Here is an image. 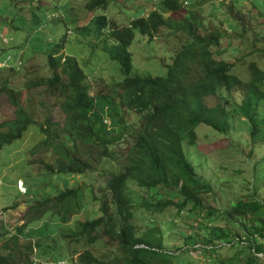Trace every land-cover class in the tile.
<instances>
[{
	"label": "trees",
	"instance_id": "1",
	"mask_svg": "<svg viewBox=\"0 0 264 264\" xmlns=\"http://www.w3.org/2000/svg\"><path fill=\"white\" fill-rule=\"evenodd\" d=\"M18 1L13 0L15 3ZM186 1L191 8L183 7L184 0H159L157 9H152L147 17H136L124 27L109 21L105 15L94 18L96 30L102 33L109 28L110 38L115 42L112 45L105 44L102 50L111 60L119 63V71L124 76L117 83L112 80V76L118 74V69L107 71L111 81L121 87L118 95L93 96L87 76L77 60L65 57L63 62V43H48L47 61L50 68L57 71L49 78L31 82L22 89L28 88L31 91L32 85L41 86L46 83L50 98L59 104L63 123L45 117V121L38 124L35 112L39 111L36 106L24 104L16 92L18 90L8 88V76L2 82L0 93L9 96L15 108V117L2 126L0 154L5 146L20 140L37 124V130L44 139L35 146L32 153L44 151L53 157L50 162H40L47 171L45 175L32 171L36 162L25 166L41 177L37 185L30 184L27 187L28 196L40 195V187L46 189L43 192L45 197L37 201L39 206L31 210L36 211L34 215L41 212L39 217L43 215L49 218L44 224V235L50 230L61 238L58 239L59 247L54 246L51 248L53 251H48L49 256L54 258L53 252L62 257L66 255L63 252L66 239L76 238L75 241L83 243L85 248L81 254L76 251L71 253L72 256L79 254L76 264H179V254L166 251L163 235L157 227L158 220L152 216L167 209L171 212L175 209L174 215L177 218H183L185 212L194 211L205 220L215 215L213 208L204 204V198L214 190L213 185L198 175L183 144L198 146L204 131L207 135L212 134L215 139L228 137L232 130L231 119L237 115L246 118L244 123L250 128L251 140L262 135L264 141V112L261 109L264 107V71L255 62L245 67L244 74L236 71L237 63L243 65L242 57L246 59L255 52L253 46L249 55L240 52L242 56L238 57L235 52L233 56L236 62L232 63L220 57L224 50L214 49L221 44L222 31L219 27L206 25L207 18H218L226 26L225 32L231 41L238 33H242L240 37L244 40V33L248 30L243 23V11H233L239 7L240 1L231 0L225 5V0H212L213 7L209 13L202 10L204 3L209 0ZM252 1L257 11L264 15L260 11H264V0ZM108 4L107 0H89L86 1V8L95 11L105 9ZM221 6L226 7V12L218 17L216 7ZM183 8L186 10L181 20L165 15L178 13ZM166 29L173 34L184 33L187 37V42L168 66L166 76H134L130 47L135 32L139 31L152 41L154 35ZM202 31L206 32L205 35L200 34L204 33ZM10 46L0 43V63L15 51V48L9 49ZM13 72L17 73L15 68ZM239 93L242 94V101H236L238 104L235 107L233 96ZM209 100H213L212 105L208 103ZM201 126L207 128L199 131ZM79 144L91 147L93 152L80 155ZM212 151L219 150L214 148ZM68 176L75 179L77 176H86L91 180L73 189L68 186H52L55 178L68 181ZM97 176L104 178L99 188L94 179ZM48 188L54 193L48 192ZM84 189L91 203L97 207L96 210L89 208L83 212L88 218L77 216L86 208ZM169 191L176 193L179 201L161 199L162 192ZM147 195L152 198L148 199ZM249 210L253 219L260 221V225L249 226L238 218L245 216ZM263 210V204L252 202L248 205L239 201L230 210L221 212L226 213L230 220L237 219L243 223L246 235L236 233L234 240L245 237L249 245H243L246 251L235 249L237 257L220 261V264H261L257 257L264 254V242H261L264 237ZM140 212L150 213L147 222L153 224L151 228L150 225L143 230L137 227L135 219ZM69 218H73V221L68 222ZM216 227L221 232L225 230L218 225ZM61 228L65 230L60 232ZM22 229L17 230L21 233ZM198 235H201L200 232ZM197 238L196 234H188L184 240L193 245L198 244ZM101 239L107 240L105 248L110 252L99 255L92 247ZM14 241L17 243L19 236H15ZM212 243L209 240L205 245L212 246ZM238 244L242 245L238 242L235 246ZM220 249L215 246L205 248L204 251L220 252ZM245 255L249 256L247 260L244 259ZM0 264H10V261L0 257Z\"/></svg>",
	"mask_w": 264,
	"mask_h": 264
},
{
	"label": "rangeland",
	"instance_id": "2",
	"mask_svg": "<svg viewBox=\"0 0 264 264\" xmlns=\"http://www.w3.org/2000/svg\"><path fill=\"white\" fill-rule=\"evenodd\" d=\"M26 1L20 0L15 3L13 0H0V28L4 30L8 40L15 39V45L13 41L9 40L8 43L11 42L9 49L15 48V51L18 52V56L17 52H12L14 57L17 56L16 58H11L9 63L3 61L0 65V88L2 82L8 76L10 78L8 88L14 91L18 90L16 92L19 93V97L24 104L36 106L39 112H35V118L37 123L40 124L45 121V117H51L52 121L56 123L64 122L59 104L56 100L50 98L47 93L48 86L45 85L46 83L41 86L32 85L31 91L28 88L22 89L31 82L49 78L57 71L50 68L47 61L48 43L54 45L56 42L61 41L60 43H62V40H66L63 43L62 53L64 56L77 60L84 70L83 72L87 75V82L93 96L118 95L119 87L117 83H120L124 76L119 71V63L111 60L109 55L102 50V46L105 44L112 45L115 42L110 38V29L107 28L102 33L98 32L93 20L95 17L105 15L109 21L124 27L132 19L142 15L147 16L152 9H157L159 0H107L109 4L105 9L95 11L87 10L86 1L89 0ZM239 1V7L234 8L233 11L237 12L241 9L243 11V23L248 30L244 33V40L240 37L242 33H238L239 39L238 35H235L234 40L231 41L226 35V26L218 18L209 17L206 19V25L213 28L219 27V30L222 31L221 44L214 49L224 50L220 57L233 63L236 62L233 56L235 52L238 57L242 56L241 53L246 52L249 55V50L253 46L255 52L246 59L242 57L241 63L243 65L237 63L236 71L244 74L245 67L247 65L249 67L253 62L264 71V15L257 11L252 0ZM212 2V0H209L202 6L205 13L211 12ZM230 2L231 0H225V5ZM214 3L216 4V2ZM183 7L186 9L191 8L186 0L183 2ZM184 8L178 13L173 12L165 15L181 20L185 14L186 9ZM225 8V6L216 7L218 17L226 12ZM260 11L264 13L263 10ZM38 16L42 18L39 25H37ZM33 22L36 23L33 24ZM68 32L70 35L67 34ZM202 32L204 33L200 34L205 35L206 32ZM135 34V39L130 47L133 54L134 76H166L168 66L172 64L174 55L187 42L184 33L173 34L167 29L154 35L152 41H149V37L143 36L139 31H136ZM8 43L2 42V44ZM220 57L216 58L220 59ZM14 68L17 73L13 72ZM111 68L118 69V74L112 76V80L117 82L115 84L108 76L109 73H107ZM245 77L247 78V73ZM241 95L239 93L233 96L235 107L238 104L237 102L241 103ZM208 103L212 105L213 100H209ZM42 106L46 109H43ZM232 109L235 108L232 107ZM261 109L264 112V107ZM14 117L15 108L9 96L0 93V131L3 124L14 119ZM244 122H246V118L237 115L235 119H231L232 130L228 137L215 139L212 134L207 135V132L204 131L200 136L198 146L183 144L184 151L190 162L195 166L198 175L213 185L214 190L211 195L206 197L203 195V197H205L204 204L206 207L213 208L215 215L212 217L214 221L212 219L205 220L200 217L201 214L197 211L193 213L185 212L183 218H177L174 215L175 209L172 212L167 209L165 212L156 213L152 216L153 219L158 220L157 227L163 235L166 251L169 253L177 252L181 258L179 264H220V261H228L233 257H237L235 249L247 250L243 246L249 245L247 238L234 240L236 233L240 234L242 232V234H245L243 223L237 219L230 220L226 213H221L230 210L239 201H244L248 205H251L252 202L264 205V141L262 135L257 137L259 139L251 140L250 128ZM36 126L31 127L20 140L5 146L0 154V252L3 251V256H7V251L3 249V246L10 243L12 237L19 236L18 243L13 244L11 242L10 249H8L10 251V261L14 264H20L26 252L32 251L33 254L40 252L39 247L44 246L47 249V246H55L58 248L59 241H55L54 238L61 239L57 236L54 237L55 235L50 230H48L47 235H44V223L49 218H44L43 215L39 217L41 212L34 215L36 208L39 206L37 201L45 197L43 192L46 189L40 187L41 189H38L41 192L40 195L28 196L27 187H30V184L37 185L36 183L41 179L39 175L35 174L45 175L47 173L43 168L44 165L40 162L53 160L52 155L44 151L32 153L35 146L44 139ZM204 128L207 127L201 126L199 131ZM79 146L78 153L82 156L91 151L93 152V149L89 146L84 144H79ZM214 148L219 151L213 152ZM82 159L84 160V158ZM34 162H36V165L32 171L35 174L25 167L27 164H33ZM28 167L30 166L28 165ZM55 179V183L52 184L54 188L68 186L71 189L82 186L80 184L91 180L86 176H77L76 179L73 176H68V181ZM94 179L97 182V188L103 185L104 178L97 176ZM20 181L24 183L23 189L19 187ZM25 188L27 193H24ZM47 190L54 193L50 188ZM133 190L138 191L137 188ZM84 191L86 208L77 216L81 215L83 218H88L83 212L89 208L90 210H96L97 207L94 203H91L87 190L84 189ZM147 198L152 197L147 195ZM168 198L175 202L179 201L177 194L173 191L162 192L161 199L167 200ZM33 208L35 210H31ZM149 214V212L137 214L135 223L138 228L143 230L150 225L147 222ZM238 218L249 226H253V224L260 225V221L253 219L250 210L247 211L245 216ZM72 219L69 218L68 222H72ZM79 220L84 221L82 218H79ZM216 225L225 230L223 232L219 231L216 229ZM198 226L200 229H197ZM18 228H23L21 233L17 230ZM64 230L61 228L60 232ZM5 232L9 234L5 235ZM198 232L201 235H198ZM188 234H196L197 239H199L198 244H187L184 238ZM37 236H42V238L38 239ZM203 237L204 240L201 239ZM75 240L76 238L66 239V249L63 252L73 253L76 251L81 254L85 250L84 244ZM206 240L212 241V246H206L205 244L208 242ZM262 241L264 242V237ZM106 242V239L99 240L92 247L93 251L99 255L110 252L108 248H105ZM238 242H241L242 245L235 246ZM215 246L221 247L220 252L204 251L205 248ZM232 246H235V248H230ZM180 249L181 251H179ZM55 254L56 252H53V255ZM210 254H212L211 257ZM78 255L69 256L66 260L75 263ZM40 257L44 258L43 261H47L50 260L51 255L49 257L48 254L46 257L43 251L40 253ZM238 257H241V255ZM248 257V255H245L244 259L247 260ZM72 258H74V262L71 261ZM257 258L261 264H264V254H259Z\"/></svg>",
	"mask_w": 264,
	"mask_h": 264
},
{
	"label": "clouds",
	"instance_id": "3",
	"mask_svg": "<svg viewBox=\"0 0 264 264\" xmlns=\"http://www.w3.org/2000/svg\"><path fill=\"white\" fill-rule=\"evenodd\" d=\"M36 1H38V0H36ZM50 1H55V0H50ZM54 4H55V2H54ZM53 11V10H52ZM53 13H55V11H53ZM47 14V13H46ZM142 16H144V15H142ZM148 16V15H147ZM147 16H145V17H147ZM38 20H39V23H37V25H39L40 23H41V20H42V18L41 17H39L38 16ZM36 22H33V24H35ZM67 34H69L70 35V33L68 32ZM5 40V41H4ZM10 41H14V39H9ZM9 40L7 39V36L5 35V32H4V30L2 29V28H0V43L2 44V42H4V43H8L9 42ZM2 41V42H1ZM61 42V41H60ZM60 42H58V43H60ZM64 42H66V40H62V43H64ZM11 43V42H10ZM10 43H8V44H4V45H9ZM15 52H17V51H15ZM17 56H18V52H17ZM16 56V57H17ZM16 57H14L12 54H10V55H8L5 59H4V61H7L8 63L10 62V60H11V58H16ZM65 57H67V56H64V60H63V62L65 61ZM2 62L3 61H1V63H0V65H2ZM7 63V64H8ZM108 63V62H107ZM84 71V70H83ZM87 76V75H86ZM119 87V86H118ZM121 88V87H120ZM119 88V89H120ZM18 187V186H17ZM19 187L20 188H24V183H22V181H20V184H19ZM19 189V188H18ZM24 193H27V190H26V188L24 189ZM45 224V223H44ZM7 234H9L8 232H5V235H7ZM57 235H55V237H56ZM20 237H21V235H20ZM37 237H39V236H37ZM14 238H15V236L14 237H12L11 238V242L13 243V244H17L18 243V241H17V243H15V241H14ZM42 238V237H41ZM44 238V237H43ZM54 240L55 241H58V239L57 238H54ZM11 242L10 243H8V244H6L5 246H3V249H5L6 251H7V256H3V251H1L0 252V257H3V258H8V260L10 261V258H9V254H10V251L8 250V249H10V244H11ZM66 244V243H65ZM40 248V252H38V253H36V254H33V252L32 251H29V252H26L25 253V255L23 256V259L21 260V262H20V264H76L77 263V260H76V262L75 263H71L69 260H66V259H68L67 257H69V256H72V254L71 253H67V252H65L66 253V255H63V257L61 256V255H58V253H56L55 254V256H54V258L53 257H50L49 259L50 260H47V261H43L44 260V258H41L40 257V253H42L43 251H44V253L46 254V257L48 256V252L47 251H53V249H51V248H54V246L53 247H48L47 246V249L43 246V247H39ZM78 255V254H77ZM79 256V255H78ZM78 256H77V258H78ZM71 261L72 262H74V258H72L71 259ZM10 264H14L12 261H10Z\"/></svg>",
	"mask_w": 264,
	"mask_h": 264
},
{
	"label": "built area",
	"instance_id": "4",
	"mask_svg": "<svg viewBox=\"0 0 264 264\" xmlns=\"http://www.w3.org/2000/svg\"><path fill=\"white\" fill-rule=\"evenodd\" d=\"M261 255V254H260Z\"/></svg>",
	"mask_w": 264,
	"mask_h": 264
}]
</instances>
